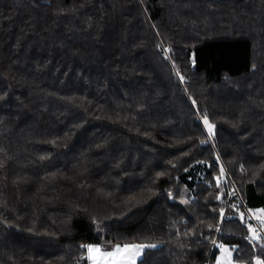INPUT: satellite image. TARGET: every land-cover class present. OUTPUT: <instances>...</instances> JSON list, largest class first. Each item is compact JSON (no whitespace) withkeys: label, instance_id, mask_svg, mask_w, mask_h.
Masks as SVG:
<instances>
[{"label":"trees","instance_id":"obj_1","mask_svg":"<svg viewBox=\"0 0 264 264\" xmlns=\"http://www.w3.org/2000/svg\"><path fill=\"white\" fill-rule=\"evenodd\" d=\"M50 3L76 11L57 17ZM158 39L165 47L172 43L182 58L177 63L191 77L192 95L207 109L218 145L228 153L222 158L232 159L236 150L241 162H260L264 0H0V202L7 204L0 203V217L12 225L0 224V264H90L82 245L113 250L161 241L142 264H177L179 250L167 243L175 239L169 221L184 218L191 228L196 216L210 218L202 207L203 165L174 172L178 184L160 178L158 195L145 194L131 211L122 204L155 172L171 171L169 159L189 151L175 141L207 138L196 119L203 113L192 110L170 75L155 48ZM192 56L196 64L189 67ZM56 137V146L47 143ZM211 152L202 146L194 155L210 159ZM185 160L177 163L188 167ZM52 173L55 178L47 179ZM17 176L26 180L13 184ZM185 184L201 192L195 216L179 197L165 194ZM97 188L112 198L97 196ZM242 194L247 206L264 207L259 180L245 182ZM96 218L107 226L98 228ZM175 227L185 230L179 222ZM228 230L236 234L231 242L243 248V228L233 221L226 222ZM218 255L210 245L193 243L180 264H215Z\"/></svg>","mask_w":264,"mask_h":264},{"label":"snow or ice","instance_id":"obj_2","mask_svg":"<svg viewBox=\"0 0 264 264\" xmlns=\"http://www.w3.org/2000/svg\"><path fill=\"white\" fill-rule=\"evenodd\" d=\"M143 3V0H141ZM211 5H209L210 7ZM50 7L53 9V14L57 17L61 16L65 12L75 13L74 8H65L56 3H50ZM196 21H193L195 24ZM203 23H207V17L204 18ZM155 27V25H153ZM157 37L161 36V33L157 30ZM165 41L163 39H158L155 44V48L158 54L170 65V75L176 78L177 86L180 87V91L188 97L192 110L197 113H203V115H197L196 119L201 120L203 124L202 133L206 134V139H200L199 137L188 136L183 140L175 141V144L186 145L189 147V151H182L173 159L167 161V165L170 166L171 171L164 170L154 173L153 179L149 184L142 187L138 193L130 194L127 199L122 200V204L128 205V210L131 211L132 208L145 202V194L150 196L158 195L155 192L154 187L156 181L160 178H167L170 182L179 183V177L173 175L174 172H190V170L197 165H203L206 170L204 175L200 176L199 179L205 186V191L207 195L203 197L202 207L207 210L206 216L210 218H200L196 216V223L188 228L187 225L190 221L184 220V218H179V220H170L169 224L173 231L170 233L171 236L175 237L173 240H169L167 243L174 245L179 250V255L177 256V264L184 259L188 251L191 250L192 244H205L210 245L211 248L219 250V255L215 256V264H264V207L253 208L246 205L243 196V187L245 182L255 183L258 180L264 183V146H259L257 149V155L260 162L255 166H250L245 162H241L238 157V151H233V158L225 161L222 155H228L227 152L221 151L218 145L216 124L210 122V117L206 108H200L197 103V99L192 95L190 85L192 83L191 77L182 73L180 65L177 60L182 59L181 57L175 56V49L172 43H168L165 47ZM143 42L137 45V47H142ZM175 57V58H174ZM196 64V58L194 56L189 58L188 66L192 67ZM252 68L255 69L256 65L253 64ZM70 101H75L76 97H64ZM82 106V105H81ZM241 118H244V113L241 112ZM124 119H128L124 117ZM83 124H75L73 128H80ZM238 124L234 123L233 127H237ZM152 127H155L153 125ZM139 131V129H136ZM144 135L148 136L149 133L145 132ZM65 137L69 136L68 132L64 133ZM60 137H56L47 143L53 146L57 145V141ZM106 142V141H105ZM100 148L101 145H95ZM202 146H209L212 149L210 159H196L194 153L197 148ZM203 154L202 152L200 153ZM50 155V154H49ZM185 158H188L185 160ZM41 160L47 159V155L40 156ZM185 160L188 167H183L182 164H178L177 161ZM5 165L0 161V168H4ZM119 168V162L115 165ZM87 168L83 169L86 172ZM239 176V179L235 178ZM82 175V173H78ZM56 176V173L50 174L47 179L52 180ZM191 179V177H189ZM26 180L25 177L17 176L15 180L12 181L13 184L18 185ZM119 182L117 181V184ZM84 187V185H81ZM214 190V191H213ZM97 196L110 199L113 196L112 192L105 191L104 188L96 189ZM167 199L176 200L179 197V204L183 205L185 209L195 216L194 206L201 203V192L197 188L189 189L185 184L176 188L175 191L165 190ZM213 202H218V206L210 207ZM4 206L7 207L6 202ZM235 221L243 228V234L240 235L239 240L244 242V247H241L240 243H232L229 237H235L236 234L228 230L225 231L226 222L231 223ZM181 223L185 230L180 231L176 228L177 223ZM92 223L98 228H104L107 226L106 219H93ZM0 224H3L6 228L12 227L9 222L0 217ZM207 231V234L205 232ZM29 232L33 229L29 228ZM216 234H219L218 236ZM48 235H52L48 233ZM225 239L228 242L225 243ZM161 241L160 244H163ZM158 243H135V244H125L123 249L120 245L116 246L115 252H106L105 256L112 257L113 264H142L143 257L147 250H155L160 247ZM86 247L88 252L91 254L93 252H98L99 247L91 243L82 245ZM245 248L248 250L245 255ZM234 254H236L234 258ZM89 259H92L95 264V256L89 255Z\"/></svg>","mask_w":264,"mask_h":264},{"label":"crops","instance_id":"obj_3","mask_svg":"<svg viewBox=\"0 0 264 264\" xmlns=\"http://www.w3.org/2000/svg\"><path fill=\"white\" fill-rule=\"evenodd\" d=\"M115 250L116 249H113V250H101L100 248H99V251L98 252H93V253H89V255H93V256H95V258H100V259H102V257H106V258H109L108 256H105L104 255V253H106V252H115ZM114 259V258H113ZM91 262L93 261L92 259H89ZM113 262V261H112ZM108 263L109 264H112V263H110V261H108Z\"/></svg>","mask_w":264,"mask_h":264},{"label":"rangeland","instance_id":"obj_4","mask_svg":"<svg viewBox=\"0 0 264 264\" xmlns=\"http://www.w3.org/2000/svg\"><path fill=\"white\" fill-rule=\"evenodd\" d=\"M88 258H89V252H88ZM108 261H110V263L113 264V258L112 257H109V258H104L102 257V259H100L99 257L96 258L95 260V264H109ZM90 264H94V261H92Z\"/></svg>","mask_w":264,"mask_h":264},{"label":"built area","instance_id":"obj_5","mask_svg":"<svg viewBox=\"0 0 264 264\" xmlns=\"http://www.w3.org/2000/svg\"><path fill=\"white\" fill-rule=\"evenodd\" d=\"M214 251H216V252L219 253V250H218V249L213 248V252H214ZM209 264H210V263H209Z\"/></svg>","mask_w":264,"mask_h":264}]
</instances>
